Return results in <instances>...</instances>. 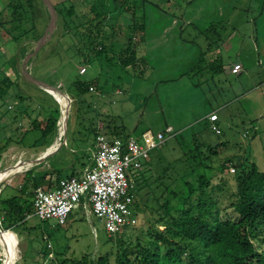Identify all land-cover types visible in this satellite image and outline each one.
<instances>
[{
  "label": "rangeland",
  "instance_id": "rangeland-1",
  "mask_svg": "<svg viewBox=\"0 0 264 264\" xmlns=\"http://www.w3.org/2000/svg\"><path fill=\"white\" fill-rule=\"evenodd\" d=\"M7 1L0 0V8ZM98 1L105 2L109 9L100 28L105 37L104 50L87 46L86 39L81 40L78 33L59 34L58 23L50 39L31 59V74L69 92L71 99L68 143H63L54 156L34 165L32 173L41 171L45 180H53L57 173L66 175L72 169L80 170L87 157L83 148L97 130L114 127L143 146L145 134L148 140L151 138L149 130L154 144L138 156L139 167L127 169L138 205L137 221L111 236L101 220L94 215L87 218L81 209L71 210L62 224L31 217L17 224L15 230L10 229L14 244L5 239L8 247L12 246L8 249L11 264L30 263L25 258H32L34 264V260L40 262L45 245L43 233L52 243V248L45 246L47 251L51 250L53 256L57 252L52 261L55 263L51 264L61 260L62 264H73L83 254L94 259L104 255L108 264H115L122 239L135 237L140 227L145 229L149 223L164 229L162 222L154 221L162 211L159 204L168 196L163 188L170 181L179 183L181 175L193 167L192 154L208 155V163L214 167L236 155L243 165L253 162L264 171V59L258 55L264 54V31L259 30L264 28V0H128L132 6L128 10L114 9L109 6L110 0ZM69 2H75V22L81 21L77 18L80 15L93 23L100 17L94 19L90 11L93 0ZM7 12L0 14V20L5 19ZM134 22H143L145 27L143 37L131 40L130 47L135 56L142 54L145 62L138 58L135 66L123 65L120 51L129 44ZM44 25L45 20L37 22V29ZM255 25L257 29L252 30ZM25 43L19 62L33 45L30 40ZM16 48L15 42L6 44L0 40V82L11 74L10 62L7 65L6 60L16 53ZM217 58L221 59L222 71L214 73L210 68L216 65ZM236 62L240 68L232 71ZM79 80L87 82L85 93L70 94L74 82ZM11 84L0 89V169L19 157L36 156L54 136L42 129L55 106L53 95L20 78ZM210 111L218 116L215 123L219 133L207 120ZM166 126L170 128L168 132ZM158 132L162 133V140L157 138ZM220 141H226L225 147L217 155L211 154L208 146ZM231 168L226 165L212 180L215 184L221 178V189L207 187L222 208L221 217L236 215L231 205L236 168ZM24 174L25 171L14 172L3 180L0 200L19 193L25 183L23 196L31 197L27 186L32 175L27 178ZM61 246H66L64 252ZM47 258L48 254L44 262Z\"/></svg>",
  "mask_w": 264,
  "mask_h": 264
},
{
  "label": "trees",
  "instance_id": "trees-1",
  "mask_svg": "<svg viewBox=\"0 0 264 264\" xmlns=\"http://www.w3.org/2000/svg\"><path fill=\"white\" fill-rule=\"evenodd\" d=\"M54 2L56 4L53 2L52 4L57 12L55 29L57 24L61 23L59 34L66 31L68 33H78L81 40L86 39L87 46L93 47L95 51L105 49V37L100 32L101 25L109 10L105 2H99L98 0L91 2L90 11L94 15L93 18L100 16L94 23L89 21L88 17L85 20V16L82 15L77 17L81 21L75 22L73 17L75 2H69V0ZM141 2H146V0H141ZM110 4L114 9L128 10L132 7L128 0H110L109 6ZM5 11H8L5 19L0 20V40L3 43L6 42V44L21 43L39 37L48 20L47 11L41 0H8L0 8V14ZM41 20H45V25L41 30H38L37 22ZM84 23H87L85 25L86 30L83 29ZM131 26V35L127 41L129 44L120 51L119 61L123 65L135 66L136 59L139 58V61L142 62H145V60L142 54L135 56L130 43L133 39L143 37L142 30L145 24L134 22ZM255 29H257L256 25L253 26L252 30ZM259 30L264 31V28L261 27ZM26 45V43H23L22 48L24 49ZM97 45L98 47H96ZM216 61V65L212 64L210 68L214 73L222 71L221 59L217 58ZM9 62H12V60H9ZM239 73L240 71L236 72V74ZM19 78L21 79V76L16 71L13 78L9 75L5 76L0 82V89H2V86L12 85L11 83ZM22 81L29 83L24 79ZM86 89V81H75L70 94L83 96ZM54 103L55 106L50 110L47 117L48 123L42 128L44 133L46 132L47 135L51 133L52 136L59 114L58 104L56 101ZM38 125L40 126V123L36 122L35 126ZM107 131L111 134V137H108L110 139L124 136L114 127L109 128ZM212 131L214 132V130ZM219 132L220 129L215 133ZM49 142L50 140L46 146ZM225 143L226 141H220L213 144V146H208V151L217 155L220 149L222 150L225 147ZM191 156L194 160H192L193 163L190 162L193 167L185 175H181L180 181L177 178L179 183L170 181L167 184L168 186L163 188L168 196L159 204L158 208H162V211L159 212L157 217L154 216V221L162 222L164 229H159L149 223L144 227L145 229L141 226L139 234L135 237L122 239V244L115 253V264H264V171L259 170L253 162L249 166L243 165L241 158L236 162V155L226 158L225 161L220 162L215 167L208 163L207 158L209 156L206 154L202 153L201 156L199 153V155L192 154ZM226 165H232L234 170L236 168V174H234L235 190H233L235 198L231 201L236 215L221 217L222 208L218 205L216 198L208 192L207 187L209 186L210 190L214 186L221 189L219 184L222 181L221 178H218L219 181L215 184L212 180L217 177V173L223 171ZM194 169L197 171L192 173ZM31 172L32 169H29L24 174L27 178L32 175L30 184L27 186L29 189L28 195L31 197L26 198V195L23 196V193L27 190V183H25L18 189L19 193H11L0 200V222L3 228L15 230L17 224L25 221H22L25 214L31 211L33 189L44 181V172L37 174ZM59 177V173H57L55 181ZM172 183L174 184L173 187L171 186ZM134 207L137 221V201L134 202ZM46 237H44L45 240ZM44 238L42 235V239ZM45 245L40 253V262L46 258L49 252ZM65 248L66 246L60 247V249H63L62 252ZM55 257H57V252L52 258H48L44 264H49L53 259L56 260ZM25 260L33 262L32 258H25ZM4 261L5 259L0 264H3ZM34 261L35 264H40L38 260ZM25 262L22 264H25ZM62 262L61 260L58 264H62ZM52 263H55V261ZM73 264L108 263L104 255L94 259L87 257V254H83Z\"/></svg>",
  "mask_w": 264,
  "mask_h": 264
},
{
  "label": "built area",
  "instance_id": "built-area-1",
  "mask_svg": "<svg viewBox=\"0 0 264 264\" xmlns=\"http://www.w3.org/2000/svg\"><path fill=\"white\" fill-rule=\"evenodd\" d=\"M239 68L240 63L236 62L231 70L237 71ZM207 118L211 128L218 131L215 124L218 118L216 112H210ZM169 129L166 128L165 131L168 132ZM157 138L162 140V133L158 132ZM153 144L151 138L143 146L130 135L110 139L103 133H98L94 144L86 149L88 159L78 174L61 177L54 185L46 188L41 185L34 187L33 211L26 213L24 218L35 216L39 220L53 219L62 224L71 210L81 209L87 218L94 215L101 220L107 235L118 233L125 225L136 221L135 199L131 189L133 181L127 169L130 166L139 167L138 156L145 154ZM1 159L0 151V165ZM91 226L95 233L92 222ZM1 231L3 227L0 222ZM46 246L50 248L51 242L46 240ZM52 257L49 251L48 258Z\"/></svg>",
  "mask_w": 264,
  "mask_h": 264
},
{
  "label": "water",
  "instance_id": "water-1",
  "mask_svg": "<svg viewBox=\"0 0 264 264\" xmlns=\"http://www.w3.org/2000/svg\"><path fill=\"white\" fill-rule=\"evenodd\" d=\"M41 2L47 11L48 20L40 36L34 39H30V41L33 42V45L31 49L26 52L25 55L20 59L18 74L25 81L38 88L48 91L53 95L55 101L58 104L59 110V114L55 124V132L53 139L51 140L49 145L39 154L32 158H18L14 163L2 167V169H0V172L5 169L12 170L22 164L33 165L42 162L47 157L52 155L61 145H63V143L66 144V132L71 114V99L68 93L61 90L58 86L40 80L34 77L30 72L32 57L35 56L37 51L49 40L56 26L57 12L51 0H41ZM25 41L23 43H25ZM238 159L239 158L236 157L235 161L238 162Z\"/></svg>",
  "mask_w": 264,
  "mask_h": 264
},
{
  "label": "crops",
  "instance_id": "crops-1",
  "mask_svg": "<svg viewBox=\"0 0 264 264\" xmlns=\"http://www.w3.org/2000/svg\"><path fill=\"white\" fill-rule=\"evenodd\" d=\"M24 42V41H23ZM23 42H21V43H17V42H15V47L17 46V50H16V53H14L13 55H11L10 56V58H8L7 60H6V63H7V65H9V63L7 62V61H11L12 60V62H10V67H11V74H10V76L11 77H14L15 76V71L18 73L19 72V70H18V66H19V59H18V55H19V53H20V51L23 49L22 48V45H23ZM22 52V51H21ZM258 55H261L262 57H263V59H264V54H259L258 53ZM12 64V65H11ZM231 72V71H230ZM22 79V78H21ZM210 112H212V111H210ZM70 119V118H69ZM68 124H69V122H68ZM99 127H101V126H99ZM168 126H166L165 127V129L167 128ZM108 131H101V130H97V131H95L94 132V134H93V136L89 139V143H92V145L94 144V140H95V136L98 134V133H103L104 135H106L107 137H109L108 136V133H107ZM147 132H149L150 133V137H151V139L153 140V135H152V133L149 131V130H147ZM146 132V133H147ZM124 136H129V135H124ZM123 136V137H124ZM67 132H66V142H67ZM144 141H147V135L145 134V138H144ZM51 142V141H50ZM49 142V143H50ZM68 143V142H67ZM89 143H87V144H85V146H84V148H83V151H84V153H85V155L87 156L86 157V160H84V162L82 163V166H81V168L83 167V165L85 164V162L87 161V159H88V153H87V151H86V149H87V147H90V146H92V145H90ZM49 145V144H48ZM47 145V146H48ZM64 145V144H63ZM66 145V144H65ZM46 146V147H47ZM45 147V148H46ZM61 147L62 146H60L55 152H54V154L55 153H57L60 149H61ZM54 154H52L53 156H54ZM52 155H50V156H52ZM49 156V157H50ZM20 158V157H19ZM48 158V157H47ZM46 158V159H47ZM45 159V160H46ZM44 161V160H43ZM42 161V162H43ZM41 162H39V163H37V164H40ZM34 165H36V164H33V165H28V166H31L30 168H28V169H26V170H29V169H32V172H33V168L32 167H34ZM81 168H80V170H81ZM26 170H24V171H26ZM80 170H76V169H72V171H71V173H69V174H66V175H59L60 177L59 178H61V177H65V176H69V175H71V174H78L79 173V171ZM31 172V173H32ZM40 173H42L41 171H39ZM55 173H56V171H55ZM33 174V173H32ZM45 176V175H44ZM58 178V179H59ZM55 179H56V174H55V177H54V179L53 180H51V179H47V180H45L44 179V181H43V183H41L40 185L41 186H43V187H48V186H52V185H54L56 182H57V180L55 181ZM49 183V184H48ZM1 188V187H0ZM31 212H27V214H30ZM31 217H34V216H31ZM31 217H28V218H22V221L23 220H27V219H29V218H31ZM44 235L45 236H47L45 233L43 234V237H44ZM46 240H48V241H50L49 239H48V236H47V239ZM45 240V241H46ZM46 246V245H45ZM51 246H52V243H51ZM50 248H52V247H50ZM50 252L52 253V251L50 250ZM29 262H32V261H29Z\"/></svg>",
  "mask_w": 264,
  "mask_h": 264
},
{
  "label": "bare ground",
  "instance_id": "bare-ground-1",
  "mask_svg": "<svg viewBox=\"0 0 264 264\" xmlns=\"http://www.w3.org/2000/svg\"><path fill=\"white\" fill-rule=\"evenodd\" d=\"M6 165V164H5ZM31 166H28L27 164H22L19 165L18 167L12 169V170H7L5 169L3 172H1V176H0V183L11 173L14 172H18V171H24L28 168H30ZM8 240V243H15L14 241V236L11 233L9 228L3 229V231L0 232V242H1V255L2 258L0 260V262L5 259L3 264H11V256L8 255V249H12V246L10 245V248L8 247V244L6 242V240ZM6 245V246H5Z\"/></svg>",
  "mask_w": 264,
  "mask_h": 264
},
{
  "label": "clouds",
  "instance_id": "clouds-1",
  "mask_svg": "<svg viewBox=\"0 0 264 264\" xmlns=\"http://www.w3.org/2000/svg\"><path fill=\"white\" fill-rule=\"evenodd\" d=\"M165 132H167V131H165ZM3 229H6V228H3ZM12 230V229H11ZM48 259V258H47ZM45 260V259H44ZM44 260H43V262H42V264H44ZM46 262V261H45ZM31 264H34L33 262H30ZM25 264H27V263H25Z\"/></svg>",
  "mask_w": 264,
  "mask_h": 264
}]
</instances>
